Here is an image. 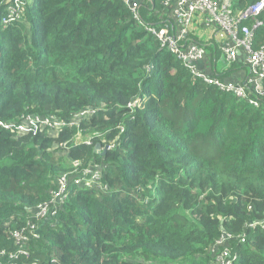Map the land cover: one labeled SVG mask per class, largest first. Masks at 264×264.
Masks as SVG:
<instances>
[{
	"label": "trees",
	"instance_id": "trees-1",
	"mask_svg": "<svg viewBox=\"0 0 264 264\" xmlns=\"http://www.w3.org/2000/svg\"><path fill=\"white\" fill-rule=\"evenodd\" d=\"M164 1L141 0L142 20L168 15ZM231 1L238 11L258 0ZM263 41L264 25L256 47ZM137 95L147 102L131 115L125 106ZM87 107L102 112L57 136L0 126V250L16 251L9 232L27 225L71 161L102 163L109 188L71 186L28 255L0 264H209L224 231L245 236L229 242L235 264H264V229L246 226L264 219V105L194 77L122 0H34L23 18L0 25L1 121L69 120ZM81 131L117 138L115 147L99 153L98 136L71 144ZM62 141L64 154L53 148Z\"/></svg>",
	"mask_w": 264,
	"mask_h": 264
},
{
	"label": "built area",
	"instance_id": "built-area-1",
	"mask_svg": "<svg viewBox=\"0 0 264 264\" xmlns=\"http://www.w3.org/2000/svg\"><path fill=\"white\" fill-rule=\"evenodd\" d=\"M122 1L134 17L158 39L160 47L173 53L194 77L220 90L231 92L254 107L264 105V41L256 47L259 31L264 25L262 19L264 0H258L238 11L232 6L231 0H165L164 6L170 8V12L168 15L160 12V19L156 24L142 20L139 10L141 0ZM33 3L34 0H0L3 10L0 25L7 26L23 18L27 8ZM197 29L199 31L207 29V32L196 36ZM209 45L216 47L220 55L215 57L214 51L208 49ZM243 69H246L247 73L242 76L236 75V71ZM146 102V97L137 95L128 101L125 108L133 115L138 109H143ZM101 110V107H87L73 113L69 120L60 119L56 115L28 114L12 122L0 120V126L18 135H36L48 130V134L57 136L64 127L79 126L83 120L102 112ZM119 129L117 138L126 131L123 124L119 125ZM82 134V131L78 132L72 142H69L73 145H91L98 136L103 137L102 142H98L102 145V150L108 151L115 147L117 138L106 142L103 132ZM53 148L58 149L59 153H65L70 144L68 145V141L57 142ZM70 167V170L58 176L49 199L36 206L34 216L29 219L27 225L9 232L17 249L14 252L0 250V259L6 256L16 259L21 255H28L25 245L31 238L39 236L38 226L43 219L58 214L63 203L69 198L71 186L99 191L108 188L101 181L104 168L102 163L92 160L84 165L82 160L75 159ZM246 226L264 229V219L252 220ZM238 239L244 242L245 236L243 234L234 236L224 231L209 248L211 256L209 264H235L239 255L232 251L229 242Z\"/></svg>",
	"mask_w": 264,
	"mask_h": 264
},
{
	"label": "crops",
	"instance_id": "crops-1",
	"mask_svg": "<svg viewBox=\"0 0 264 264\" xmlns=\"http://www.w3.org/2000/svg\"><path fill=\"white\" fill-rule=\"evenodd\" d=\"M206 32H207V29H205L204 31H199L198 29L195 31V35L196 36H201L202 34H206ZM209 49V48H208ZM210 50V49H209ZM220 52V51H219ZM236 73V75H238V76H242V75H244L245 73H247V70L246 69H243V70H240V71H236L235 72Z\"/></svg>",
	"mask_w": 264,
	"mask_h": 264
},
{
	"label": "rangeland",
	"instance_id": "rangeland-1",
	"mask_svg": "<svg viewBox=\"0 0 264 264\" xmlns=\"http://www.w3.org/2000/svg\"><path fill=\"white\" fill-rule=\"evenodd\" d=\"M81 125V124H80ZM101 151H102V149H100L99 150V153H101ZM62 154H64V153H62ZM71 163H72V161H71ZM70 163V164H71ZM92 190V189H91ZM95 190V189H94ZM97 192H98V194L99 195H106V193H108V191H109V188H107V189H104L103 191H99V190H96Z\"/></svg>",
	"mask_w": 264,
	"mask_h": 264
},
{
	"label": "water",
	"instance_id": "water-1",
	"mask_svg": "<svg viewBox=\"0 0 264 264\" xmlns=\"http://www.w3.org/2000/svg\"><path fill=\"white\" fill-rule=\"evenodd\" d=\"M101 147H102V145L100 143H98L95 145V150L97 151V150L101 149ZM106 152H107V149H104V150H102L101 154L104 155Z\"/></svg>",
	"mask_w": 264,
	"mask_h": 264
},
{
	"label": "clouds",
	"instance_id": "clouds-1",
	"mask_svg": "<svg viewBox=\"0 0 264 264\" xmlns=\"http://www.w3.org/2000/svg\"><path fill=\"white\" fill-rule=\"evenodd\" d=\"M140 96V95H139Z\"/></svg>",
	"mask_w": 264,
	"mask_h": 264
}]
</instances>
